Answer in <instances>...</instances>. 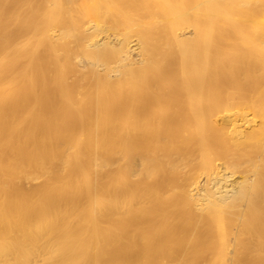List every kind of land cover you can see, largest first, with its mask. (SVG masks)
<instances>
[{"label": "bare ground", "instance_id": "1", "mask_svg": "<svg viewBox=\"0 0 264 264\" xmlns=\"http://www.w3.org/2000/svg\"><path fill=\"white\" fill-rule=\"evenodd\" d=\"M0 264H264V0H0Z\"/></svg>", "mask_w": 264, "mask_h": 264}]
</instances>
